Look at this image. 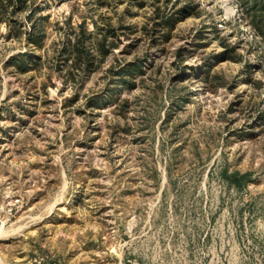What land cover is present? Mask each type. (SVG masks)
<instances>
[{"label": "rangeland", "instance_id": "rangeland-1", "mask_svg": "<svg viewBox=\"0 0 264 264\" xmlns=\"http://www.w3.org/2000/svg\"><path fill=\"white\" fill-rule=\"evenodd\" d=\"M27 4L0 15V264H264V0Z\"/></svg>", "mask_w": 264, "mask_h": 264}, {"label": "trees", "instance_id": "trees-1", "mask_svg": "<svg viewBox=\"0 0 264 264\" xmlns=\"http://www.w3.org/2000/svg\"><path fill=\"white\" fill-rule=\"evenodd\" d=\"M27 1L28 0H0V15H5V14H9V15L12 14L13 15V14H15L18 10H22L28 6ZM12 4H13V8L9 9L10 5H12ZM14 25L15 24H13V26ZM14 28H16V27H14ZM83 32H85V31L82 29V33ZM27 36L29 39H36L37 38L38 35H37V31H36L35 27L33 28L32 31L28 32ZM115 46H116V44L114 43V39H111L110 45H107V36H104L101 40L98 41L96 50L100 54L105 56L106 54H108L110 52L111 48L115 47ZM68 48H69V51L72 53V55H74L76 57L83 56V53L81 52L83 49H82V47H80L79 40H77V38L73 39L72 41L69 40V47ZM94 55H95L94 51L90 52V50L85 55L87 57L86 58L87 61L85 62L86 68H90V64H92L94 61L93 60ZM16 57H18V56H16ZM16 57H14V59H17ZM232 175H235V173Z\"/></svg>", "mask_w": 264, "mask_h": 264}]
</instances>
